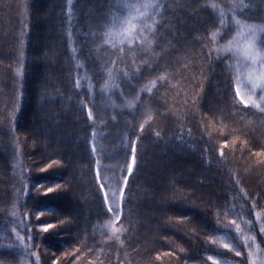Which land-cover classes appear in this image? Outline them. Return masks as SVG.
I'll list each match as a JSON object with an SVG mask.
<instances>
[{
  "label": "trees",
  "instance_id": "trees-1",
  "mask_svg": "<svg viewBox=\"0 0 264 264\" xmlns=\"http://www.w3.org/2000/svg\"><path fill=\"white\" fill-rule=\"evenodd\" d=\"M137 2L0 0V259L9 264H37V257L38 264H212L209 255L218 264H240L250 236L264 249L255 215L264 216V114L233 99L225 64L236 60L218 59L215 51L236 35L232 0H159L165 7L152 40L156 53L144 57L156 71L134 78V90L120 83L101 94L105 70L116 59L102 26L118 24L128 15L124 5ZM243 2L251 7L238 10L236 19L260 24L264 0ZM221 8L223 38L214 44ZM260 40L264 34L257 38L264 49ZM136 67H144L139 59ZM160 75L166 79L152 94H140L143 106L129 110L124 101ZM89 98L95 124L80 103L93 107ZM146 112L152 119L141 133ZM133 143L137 166L115 224L123 229L117 239L106 227L116 216L107 211L100 184L119 193ZM57 184L56 193L43 195ZM231 220L241 237L234 226L223 227ZM47 224L55 227L44 233ZM17 234L26 247L8 248L18 244ZM226 243L237 244L242 255Z\"/></svg>",
  "mask_w": 264,
  "mask_h": 264
},
{
  "label": "snow or ice",
  "instance_id": "snow-or-ice-1",
  "mask_svg": "<svg viewBox=\"0 0 264 264\" xmlns=\"http://www.w3.org/2000/svg\"><path fill=\"white\" fill-rule=\"evenodd\" d=\"M69 4L71 5V0H69ZM212 9H217L218 5L212 3ZM124 7L128 9V15L122 18H119V23H113L111 25L102 26V39L104 43L109 45L113 50V53L116 55L115 60H111L110 63L113 65L111 68H107L105 70V75L107 79L104 84L100 88L101 94L105 92H112L114 89L119 88L120 83H124L126 86L132 88L134 90V85L132 81L134 78L143 77L144 72H154V69L148 60L144 57L146 55H154L156 53V48L153 47L152 40L155 38L159 28L161 27L160 22L157 20V16H163L164 13L161 11L162 8L165 7L164 4L160 3L159 0H141V2L125 4ZM251 5L245 4L243 0H232L230 5V11L233 13L232 20L237 27V32L235 37L230 40L227 44L218 45L215 48L217 53V58L221 60H229L235 59L236 63H226L225 70L230 76L227 84L229 90L233 93V99L237 100L239 103H242L244 108H253L256 109L259 113L264 114V49L257 47V38L258 35L264 34V20L260 24H246L241 20L236 19L235 13L239 11H243L245 8H249ZM71 11H69V15H71ZM225 11L224 9L219 10V21H220V31L212 32V42L215 44L218 38H223L221 32L223 31L225 25ZM114 19H116L114 17ZM227 33H225L226 35ZM260 44H264V40L259 41ZM75 49L73 48V53H75ZM137 51L141 53L138 57L136 55ZM131 54V56H129ZM211 54V50L209 51V55ZM144 65L143 68L136 67L137 60ZM117 65H123V68L116 67ZM132 66L131 71L125 70ZM81 65L77 64V67ZM166 77L164 75L158 76L156 79L151 80L149 83L145 84L144 87L140 88L136 93L133 100L124 101L125 106L129 110H135L137 105H142L141 101V93L152 94L153 90L157 87V81H163ZM74 87L79 89L82 87L81 80L77 79L75 81ZM94 85L89 80L88 89L91 93ZM259 94V98L254 99ZM120 95H124V90H120ZM83 109L86 110L87 120L92 121L95 124L97 116L95 112V101L89 98L88 103L92 104L93 107H88L83 101L80 102ZM113 108L117 107L115 104L112 105ZM146 107V106H145ZM147 119L144 120L143 123L139 125V131L143 133L145 131V125L149 124L152 119L151 115L147 112L145 113ZM113 121H116V116L113 115L111 117ZM189 134H191V129L188 130ZM155 136L160 138V133L156 132ZM96 139V133H92L93 142ZM139 139V137H137ZM226 146V145H225ZM207 152L208 150L205 149ZM92 152H96L95 143L92 145ZM224 152L221 149L219 151V156L221 158L224 157ZM137 154H136V144H132L131 150V160L127 165V175L123 177L122 187L119 189V197L120 204L116 205V212H114L113 205L116 204L117 192L112 191L111 195H109L108 191H105V185L103 183L100 184V191L103 194V202L107 205V211L109 213H113L117 218L115 222L110 221L106 227L111 230L112 236L119 238V233L123 231L122 228H117L115 226L116 223H119L120 212L119 208L124 203L125 196L124 192L129 186V179L134 174V170L136 168ZM53 163H58L57 161H53ZM49 168L52 167V164L48 165ZM42 171H46L43 169ZM97 180H100V162L97 161ZM237 185H239V181H236ZM59 184L55 188L48 187L47 190L43 193L44 196H49L50 194H54L59 189ZM110 187V186H109ZM111 201V203H110ZM256 207L255 203L252 205V209L254 210ZM225 215L228 213L225 212ZM219 215V213H217ZM256 222L260 225L259 234L264 237V216H261L260 213H255ZM43 216V210L40 211V214L36 217L39 220ZM23 223V221H21ZM64 223V221H61ZM249 228L252 227V221L245 222ZM217 226L219 227V221H217ZM230 226H234V231L236 236L239 238L243 235L241 232L240 224L236 222V220H231L229 224L224 225V228L229 230H233ZM55 227L52 224L42 225L41 231L44 233H48L50 229ZM12 232H16V229L13 228ZM29 236L28 239L31 240L32 236L30 235L31 229H28ZM16 239L18 244L15 242L8 246V248H18L21 246H25L24 237L17 234ZM251 241V243H249ZM244 247L250 249L245 260H241L240 264H264V249H261L259 245L256 244L255 236L244 237ZM255 246L256 251H252L251 249ZM223 247L228 249L231 252H235L237 257L242 255L239 250V246L235 243L233 244H224ZM79 251V249H77ZM30 255H35V253H29ZM2 255V253H0ZM8 256L14 255L12 251H7ZM75 255V253H73ZM78 258V257H77ZM207 259L212 261V264H218V261L213 258V256H207ZM0 264H9L8 261L0 259ZM38 264V257H37ZM54 264H59L58 261L54 262ZM227 264V262H225Z\"/></svg>",
  "mask_w": 264,
  "mask_h": 264
},
{
  "label": "rangeland",
  "instance_id": "rangeland-1",
  "mask_svg": "<svg viewBox=\"0 0 264 264\" xmlns=\"http://www.w3.org/2000/svg\"><path fill=\"white\" fill-rule=\"evenodd\" d=\"M258 98H259V94L256 96V97H254V99H257L258 100ZM105 191H108L109 192V195H111V192L112 191H115L116 192V190H114V189H105ZM110 203H111V201H110ZM120 204V197H119V193H117V198H116V204L115 205H113V209L115 210L116 209V205H119ZM117 210V209H116ZM119 212H120V214H121V206H120V208H119ZM117 218V217H116ZM227 264H233L232 262H229V263H227Z\"/></svg>",
  "mask_w": 264,
  "mask_h": 264
}]
</instances>
